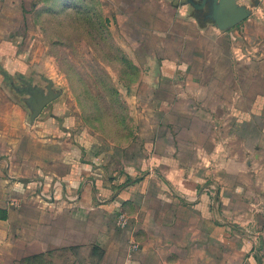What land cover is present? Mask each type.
<instances>
[{
  "label": "crops",
  "instance_id": "0c3cea01",
  "mask_svg": "<svg viewBox=\"0 0 264 264\" xmlns=\"http://www.w3.org/2000/svg\"><path fill=\"white\" fill-rule=\"evenodd\" d=\"M192 1H116L144 43L122 141L66 102L47 113L57 100L33 125L0 116V264H264V112L245 100L264 88V4L236 0L259 11L222 30Z\"/></svg>",
  "mask_w": 264,
  "mask_h": 264
},
{
  "label": "rangeland",
  "instance_id": "374dc122",
  "mask_svg": "<svg viewBox=\"0 0 264 264\" xmlns=\"http://www.w3.org/2000/svg\"><path fill=\"white\" fill-rule=\"evenodd\" d=\"M116 1L0 0V34L11 39L0 42V116L23 112L33 125L35 87L42 99L53 93L57 100L47 113L64 111L65 102L72 105L78 128L95 141L99 133L105 142H119L125 138L121 133L116 138V130L139 127L125 100H135L129 89L141 75L144 43L135 39V27L124 22L127 14ZM261 1L248 2L261 7ZM250 11L254 15L259 8ZM11 69L25 71L13 75ZM246 93L251 112H264V88ZM5 100H16L22 110ZM5 123L0 119V127Z\"/></svg>",
  "mask_w": 264,
  "mask_h": 264
},
{
  "label": "water",
  "instance_id": "95a60500",
  "mask_svg": "<svg viewBox=\"0 0 264 264\" xmlns=\"http://www.w3.org/2000/svg\"><path fill=\"white\" fill-rule=\"evenodd\" d=\"M191 2L193 3L192 0ZM206 6L211 7V9H208V14H210V18L215 20L222 30L238 26L248 19L251 14L250 9L239 7L236 0H203L197 7L204 8ZM36 95L40 103L37 104V102H32L34 105L33 118L54 98L53 93H51L48 98L43 99L41 98V93H36Z\"/></svg>",
  "mask_w": 264,
  "mask_h": 264
},
{
  "label": "built area",
  "instance_id": "2783aa9c",
  "mask_svg": "<svg viewBox=\"0 0 264 264\" xmlns=\"http://www.w3.org/2000/svg\"><path fill=\"white\" fill-rule=\"evenodd\" d=\"M120 224L121 225L128 224V218L126 216H121V218H120Z\"/></svg>",
  "mask_w": 264,
  "mask_h": 264
}]
</instances>
